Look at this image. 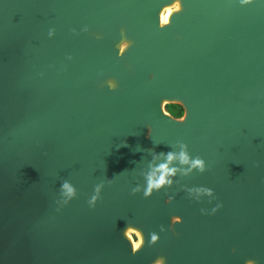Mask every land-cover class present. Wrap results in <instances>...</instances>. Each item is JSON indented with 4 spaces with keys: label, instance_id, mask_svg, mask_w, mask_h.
I'll return each instance as SVG.
<instances>
[{
    "label": "water",
    "instance_id": "1",
    "mask_svg": "<svg viewBox=\"0 0 264 264\" xmlns=\"http://www.w3.org/2000/svg\"><path fill=\"white\" fill-rule=\"evenodd\" d=\"M170 2L0 0V264H264V0H182L161 28ZM122 28L133 42L123 56ZM164 100L186 119L166 115ZM177 140L211 166L181 183L217 200L177 185L131 193L148 150ZM111 178L90 208L94 185ZM64 179L78 195L57 211ZM128 223L145 238L135 254Z\"/></svg>",
    "mask_w": 264,
    "mask_h": 264
},
{
    "label": "clouds",
    "instance_id": "2",
    "mask_svg": "<svg viewBox=\"0 0 264 264\" xmlns=\"http://www.w3.org/2000/svg\"><path fill=\"white\" fill-rule=\"evenodd\" d=\"M240 5H249L253 3V0H239ZM182 11V0H171L170 3L165 4L159 12V25L161 28L168 26L171 22V18L174 14ZM161 13H163V23L161 22ZM82 32H88L89 28L85 25ZM71 32L75 35H79L75 28L71 29ZM56 34V29L50 28L48 30V37L52 38ZM121 40L118 45L119 55L123 56L127 49L132 45V41L126 38V30H120ZM97 38H100L99 36ZM66 59L72 60L73 57L69 54ZM41 77L44 76V72H40ZM154 78V74H153ZM107 86L114 90L118 87L117 81L114 78H109L107 81ZM169 100H164L167 102ZM178 101V100H172ZM180 102V101H179ZM181 103V102H180ZM182 104V103H181ZM183 105V104H182ZM164 111V110H163ZM164 113L173 119L183 122L186 119L187 112L183 105L182 111L179 113H174L169 115L168 112ZM170 149L167 152L161 151L156 152L153 149H149V153L152 159L148 162L147 170L141 171L140 176L143 177L144 183H137L135 187L131 188V193L133 195L137 193H143L144 198L152 196L154 192L160 190H167L172 188L173 185H177V190H182L186 193L189 199L200 202L203 198L207 197L208 202L211 203L213 200H217L215 190L211 187L204 185H193L189 186L187 184L181 183V180L185 177L191 176L194 172L203 174L206 171L211 170V166L207 161L199 154L193 156L189 150V145L183 140H177L174 144L170 145ZM161 158L159 163H153L157 159ZM258 166V162H257ZM113 179L102 180L94 185V190L91 196L87 200V204L90 208H95L98 201L102 199V190L105 184H111ZM78 195V189L76 186L68 179H64L59 186V198L56 200L57 211H60L65 205L69 204L71 200L76 198ZM174 199L173 195H167L165 203H171ZM222 202H218L210 210L207 208H201L200 212L204 215H214L221 207ZM182 222V217L179 215H173L171 217V224L175 225ZM167 229L164 225H160V231L164 232ZM123 236L130 242L131 250L133 254L142 249L145 244L144 234L140 228L133 226L128 223L127 227L124 229ZM138 238V239H137ZM160 240V235L156 231L150 233V239L147 241L148 246L152 247L156 245ZM152 264H165V258L160 256L152 261ZM246 264H255V261L248 259Z\"/></svg>",
    "mask_w": 264,
    "mask_h": 264
},
{
    "label": "trees",
    "instance_id": "3",
    "mask_svg": "<svg viewBox=\"0 0 264 264\" xmlns=\"http://www.w3.org/2000/svg\"><path fill=\"white\" fill-rule=\"evenodd\" d=\"M170 110L171 111H176V112H179L180 111V109H181V106H180V104L178 103V102H172V103H170Z\"/></svg>",
    "mask_w": 264,
    "mask_h": 264
},
{
    "label": "rangeland",
    "instance_id": "4",
    "mask_svg": "<svg viewBox=\"0 0 264 264\" xmlns=\"http://www.w3.org/2000/svg\"><path fill=\"white\" fill-rule=\"evenodd\" d=\"M172 102H174V101H169V102L167 101V102H165L164 107L169 110V108L171 106L170 103H172Z\"/></svg>",
    "mask_w": 264,
    "mask_h": 264
},
{
    "label": "flooded vegetation",
    "instance_id": "5",
    "mask_svg": "<svg viewBox=\"0 0 264 264\" xmlns=\"http://www.w3.org/2000/svg\"><path fill=\"white\" fill-rule=\"evenodd\" d=\"M162 18H163V15H162ZM181 106V105H180ZM169 111H171L170 109H169ZM182 111V107H181V109H180V111L179 112H181ZM172 113H179V112H176V111H171Z\"/></svg>",
    "mask_w": 264,
    "mask_h": 264
},
{
    "label": "bare ground",
    "instance_id": "6",
    "mask_svg": "<svg viewBox=\"0 0 264 264\" xmlns=\"http://www.w3.org/2000/svg\"><path fill=\"white\" fill-rule=\"evenodd\" d=\"M162 15H163V13H161V18H162ZM161 21H163V18L161 19ZM138 239V238H137ZM151 264H152V262H151Z\"/></svg>",
    "mask_w": 264,
    "mask_h": 264
}]
</instances>
